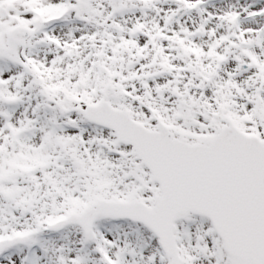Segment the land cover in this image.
Here are the masks:
<instances>
[{"label": "snow or ice", "instance_id": "obj_1", "mask_svg": "<svg viewBox=\"0 0 264 264\" xmlns=\"http://www.w3.org/2000/svg\"><path fill=\"white\" fill-rule=\"evenodd\" d=\"M0 264H264V0H0Z\"/></svg>", "mask_w": 264, "mask_h": 264}]
</instances>
